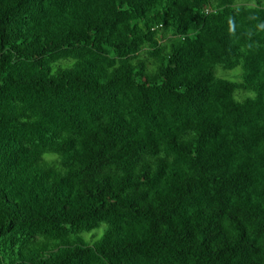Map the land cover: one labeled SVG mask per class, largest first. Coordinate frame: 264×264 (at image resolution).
Wrapping results in <instances>:
<instances>
[{
  "label": "trees",
  "instance_id": "16d2710c",
  "mask_svg": "<svg viewBox=\"0 0 264 264\" xmlns=\"http://www.w3.org/2000/svg\"><path fill=\"white\" fill-rule=\"evenodd\" d=\"M0 264H264V0H0Z\"/></svg>",
  "mask_w": 264,
  "mask_h": 264
},
{
  "label": "rangeland",
  "instance_id": "374dc122",
  "mask_svg": "<svg viewBox=\"0 0 264 264\" xmlns=\"http://www.w3.org/2000/svg\"><path fill=\"white\" fill-rule=\"evenodd\" d=\"M90 234L85 235L86 238H89Z\"/></svg>",
  "mask_w": 264,
  "mask_h": 264
}]
</instances>
